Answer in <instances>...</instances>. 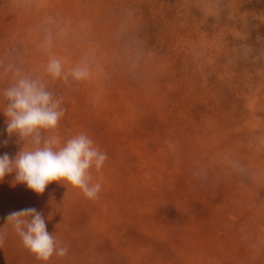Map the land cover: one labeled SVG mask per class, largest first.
<instances>
[{
	"label": "rangeland",
	"instance_id": "rangeland-1",
	"mask_svg": "<svg viewBox=\"0 0 264 264\" xmlns=\"http://www.w3.org/2000/svg\"><path fill=\"white\" fill-rule=\"evenodd\" d=\"M86 66L89 76L53 79ZM20 69L62 101L53 132L108 160L99 197L0 181V264H42L6 218L35 207L69 245L47 264H264V0H0L3 90Z\"/></svg>",
	"mask_w": 264,
	"mask_h": 264
},
{
	"label": "clouds",
	"instance_id": "clouds-1",
	"mask_svg": "<svg viewBox=\"0 0 264 264\" xmlns=\"http://www.w3.org/2000/svg\"><path fill=\"white\" fill-rule=\"evenodd\" d=\"M46 73L53 79H67L70 74L76 80L88 78L86 66H76L65 73L58 58H50ZM7 100L3 115L7 118L8 137L16 135L23 146L14 156L0 153V181L14 173V182L43 194L52 182H61L78 189L85 198L95 200L102 190L100 180L93 179V171L100 172L108 155L86 132H79L67 139L57 135L42 136V130L53 132L64 115L59 98L46 89L39 78L25 74L20 69L14 73L11 86L3 90ZM7 140L0 141V144ZM20 238L24 248L42 264L53 257L64 258L69 245L47 230L46 218L35 207L20 209L6 218ZM4 234L0 233V244Z\"/></svg>",
	"mask_w": 264,
	"mask_h": 264
}]
</instances>
